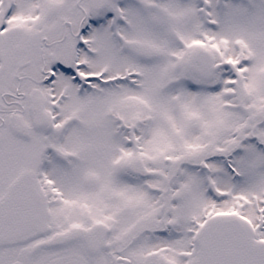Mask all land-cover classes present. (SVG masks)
Instances as JSON below:
<instances>
[{
    "label": "snow or ice",
    "instance_id": "6c2138e0",
    "mask_svg": "<svg viewBox=\"0 0 264 264\" xmlns=\"http://www.w3.org/2000/svg\"><path fill=\"white\" fill-rule=\"evenodd\" d=\"M0 264H264V0H0Z\"/></svg>",
    "mask_w": 264,
    "mask_h": 264
}]
</instances>
